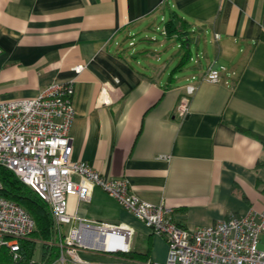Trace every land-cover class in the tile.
Here are the masks:
<instances>
[{"label":"crops","instance_id":"crops-1","mask_svg":"<svg viewBox=\"0 0 264 264\" xmlns=\"http://www.w3.org/2000/svg\"><path fill=\"white\" fill-rule=\"evenodd\" d=\"M172 17L185 33L166 35ZM157 23L182 50L169 71L147 61L150 48H132L133 36ZM0 49V101L74 82L72 161L127 180L133 194L171 208L188 229L264 211V0H0ZM188 62L189 75L177 80ZM216 64L226 70L208 82L206 68ZM188 85L195 90L180 117ZM67 210L128 228V254H114L118 263L165 262L164 238L100 188L88 201L70 198Z\"/></svg>","mask_w":264,"mask_h":264},{"label":"built area","instance_id":"built-area-1","mask_svg":"<svg viewBox=\"0 0 264 264\" xmlns=\"http://www.w3.org/2000/svg\"><path fill=\"white\" fill-rule=\"evenodd\" d=\"M74 70L79 73L82 66ZM225 70L224 66L210 65L204 79L218 83ZM194 90V86H186L177 106L180 117L187 113ZM73 96L71 80L52 83L32 99L0 101V167L13 173L48 206L60 249L51 264H101L81 259L79 249L106 254L128 251L127 227L87 222L69 214L68 200L88 201L93 187L116 200L152 234L164 238L167 254L163 264H264V249L258 247L264 233V211L251 209L213 225L188 229L173 219L171 208L133 194L127 180L101 176L86 163L72 161L69 132L75 116ZM64 226H68L67 234L61 238ZM35 230L27 211L0 197V252L6 249L13 262H21V241Z\"/></svg>","mask_w":264,"mask_h":264},{"label":"trees","instance_id":"trees-1","mask_svg":"<svg viewBox=\"0 0 264 264\" xmlns=\"http://www.w3.org/2000/svg\"><path fill=\"white\" fill-rule=\"evenodd\" d=\"M180 25V27L178 26ZM181 28V29H180ZM181 34L185 33L183 24L178 18H170L166 23L165 33ZM264 143V139H260ZM261 164L258 162V165ZM0 197L12 201L21 206L33 218L36 224V230L33 238L21 241V252L23 260L13 262L6 249L0 252V264H31L33 252L36 245H39L42 252L41 264H51L60 255V249L56 245L58 241L57 230L54 228L51 212L48 206L37 196L29 187L20 183L10 171L0 167ZM67 230L62 228L61 238H65ZM128 251L120 253V256H126ZM147 261L141 263L145 264Z\"/></svg>","mask_w":264,"mask_h":264},{"label":"rangeland","instance_id":"rangeland-1","mask_svg":"<svg viewBox=\"0 0 264 264\" xmlns=\"http://www.w3.org/2000/svg\"><path fill=\"white\" fill-rule=\"evenodd\" d=\"M161 23H157L155 27L152 28L151 31H144L142 33H136L135 36H133V44L134 46L132 48H137L139 51L142 47L150 48L152 51H154V55H149L152 57H149L147 61H150V63L154 65H165L167 66V71L171 70L172 67L175 66V64L178 62L179 57H180V51L179 48L176 47V43L166 41L164 37L161 35ZM145 38H153L154 41L148 40L145 44H142V40ZM162 45V46H160ZM190 52L192 57L195 60L201 61L202 57L199 58L198 51H201L199 43H193L191 44ZM139 62H142L143 59L140 58ZM194 60V61H195ZM204 62V61H202ZM143 63H145L143 61ZM194 62H188L184 68L176 75L177 80L183 81L184 77L186 75H189V71L191 70V66L193 65ZM144 65V64H143ZM219 65H215V67H218ZM34 233L29 237L33 238ZM80 251V252H79ZM79 257L83 260H87L90 262H103L107 264H114L118 263V261L115 259L114 254H102L97 251H92V250H84V249H79L78 250ZM77 253V254H78ZM32 260L34 261L35 264H41L42 262V252L41 248L39 245L35 246L34 252H33V257Z\"/></svg>","mask_w":264,"mask_h":264}]
</instances>
